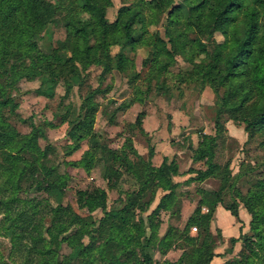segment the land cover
<instances>
[{
    "label": "trees",
    "instance_id": "16d2710c",
    "mask_svg": "<svg viewBox=\"0 0 264 264\" xmlns=\"http://www.w3.org/2000/svg\"><path fill=\"white\" fill-rule=\"evenodd\" d=\"M184 1L189 4V17H183L177 11L178 6L172 4V0H136L134 3L120 5L115 18L107 21L104 8L110 4V0H78L80 9L87 15L75 16L70 24L66 23L69 31L63 47L67 53H60L58 47H50L45 51L38 46V40L49 41L51 38L49 24L55 17L56 4L50 0H0V77H3L0 82V110L11 101L7 89L19 78L39 76V86L44 90L43 94L50 96L58 77L67 72H76V62H80L82 68L86 66L98 47L105 50L110 42L120 48L127 47L132 50L142 44L147 36H144L147 20L142 10L145 7L149 12H165L164 32L167 36L165 43L156 35L159 45L153 44L147 73L150 71L161 75L175 63L176 56H180L190 67L188 71L176 73V76H180V80L185 82H200L199 88L209 86L213 92L217 115L225 112L229 119L242 122L248 135L254 131L264 133V0ZM68 2L71 4L72 0ZM92 15L97 16L96 22ZM134 24L139 27H134ZM215 31L222 34L223 39L216 44L219 49L208 53L210 61L200 59L194 62L192 57L184 58L186 47L205 54L206 49L199 35L205 32L211 36ZM73 32L80 35L73 37ZM190 32L193 33L192 36H189ZM91 38L95 39L96 43H90ZM106 55L108 57L109 53L106 52ZM115 56L121 68L120 62L125 60L126 56L122 50L117 51ZM79 125L87 124L80 122ZM213 127L214 133H202L190 157L191 162L201 161L204 168L187 167L193 175L180 183L200 182L219 168L212 159L213 143L223 128L218 117L213 120ZM18 135V131L0 114V213L9 215V218L2 222L5 223L3 229L8 235L9 250L14 263L98 264L99 255L94 251L102 249L109 262L121 264L119 256L129 246L130 252L134 254V248L138 246L139 257H135V264H149L155 248L161 254L172 249L168 242L169 232L178 229L177 225L169 223L165 232L158 234L154 232L156 223L152 222V219L157 216L159 210H167L170 207L176 217L180 216L181 198L184 194L177 192V183L172 179V176L179 173L175 160L167 161V157L163 156L160 163L152 167L148 160L143 162L145 173L140 185L130 192L123 209L135 207L139 212L147 210L155 191L160 190L161 195L157 202L146 213L145 218L136 216L132 211L129 215H123L121 209L105 211L104 215L118 217L121 224L129 222L128 226L122 227L113 223L112 234L102 239L97 246H93L91 231H87L90 242L82 243L78 239L85 223L69 205H51L45 201L40 204V200L18 197L15 191L16 181L23 174L24 168L19 167L16 171V162H20V159L24 163L29 161L17 157L7 149ZM22 137L23 142L19 150H27L32 154L39 151L32 132L23 134ZM262 145L264 146V142ZM91 152V149H85L78 159L69 161L70 165L87 170L92 164ZM149 152L151 155L152 150L149 149ZM127 163L131 162L127 160ZM40 168L47 176L51 174V169L45 165L40 164ZM148 168L149 172H146ZM223 168L218 173L220 183L217 188L207 189L199 185L194 188L199 197L179 229L188 243L197 244L192 249L194 255H189L192 257V264H208L210 258L217 254L211 243L213 236L221 237L215 224L216 206H221L239 221V201L249 214L248 226L251 233L239 232L237 237H228L231 246L239 240L242 247L238 256L226 258L222 264H264V188L254 187L244 193L236 190L235 197L238 200L233 198L230 202L223 203L222 192L231 177ZM51 185L52 180L46 187ZM143 191L149 192V197L145 200H142ZM77 200L88 210L94 206L90 194L85 190L78 191ZM42 212L49 214L50 227L60 222L75 225L73 231L62 237L72 249L62 259H58L52 249L45 247L40 233L44 215ZM103 219L104 217L100 219V223ZM91 222L88 224H92ZM190 227L196 228V233L191 234ZM146 229H149V232ZM243 248L247 251L244 252ZM230 250L231 248L226 249L227 252ZM182 254L184 253L181 252L175 260L165 259L163 264H180L185 256ZM75 258L80 260L74 261Z\"/></svg>",
    "mask_w": 264,
    "mask_h": 264
},
{
    "label": "rangeland",
    "instance_id": "374dc122",
    "mask_svg": "<svg viewBox=\"0 0 264 264\" xmlns=\"http://www.w3.org/2000/svg\"><path fill=\"white\" fill-rule=\"evenodd\" d=\"M50 1L57 5L55 17L49 24L51 38L49 41L38 40V46L45 51L50 47H58L60 53H67L63 47L69 31L66 23L70 24L75 16L85 17L87 13L80 9L78 0H72L71 4L68 0ZM110 1L104 8L107 21L115 18L120 5L134 3L136 0ZM172 4L178 6L177 11L183 17L191 15L189 4L184 0H172ZM142 10L147 20L144 33L147 38L142 44L132 50L110 42L105 50L98 47L86 66L82 68L81 63L76 62V72H67L58 77L50 96L43 94L39 76L19 78L7 89L11 101L0 110V114L20 134L7 149L17 157L29 160L28 163L21 162V159L16 162V171L19 167L24 168L23 174L16 181L18 197L40 200V204L45 201L51 205H69L85 223L78 239L82 243L90 242L87 231H91L93 246L112 234L113 223L128 226L129 222L121 224L118 217L104 215L105 211L121 209L123 215H129L132 211L136 216L145 218L157 202L160 190L155 191L147 210L139 212L135 207L123 209L130 192L140 185L145 173L143 162L148 160L150 167L156 166L165 156L167 161L175 160L178 170L186 167L204 168L201 161L191 163L187 157H191L202 133H214L213 120L216 117L223 125L213 143L212 159L219 168L204 180L183 186L179 176L172 178L177 179V192L191 201L190 204H180L179 215L185 217L191 212L199 197V193L194 191L197 185L207 189L217 188L220 183L218 173L222 167L231 175L222 192L223 203L233 198L238 200L235 197L236 190L244 193L250 188H264L263 131H254L248 135L242 122L229 119L225 112L217 115L213 92L209 86L199 88L200 82H185L176 76V73L188 71L190 67L180 56L177 55L175 63L161 75L150 71L147 73L153 44L159 45L156 35L167 43L164 32L166 19L165 12H149L145 7ZM92 19L96 22L98 18L92 15ZM134 27L139 26L134 24ZM188 34L193 35L192 32ZM71 35L75 37L80 33L73 32ZM199 38L206 53H197L194 48L186 47L183 56L192 57L194 62L200 59L210 61L208 53L219 49L216 44L222 41L223 36L218 31L211 36L202 32ZM90 43H96V40L91 38ZM119 50L126 56L120 62L121 68L115 56ZM106 52L109 53L108 57ZM1 81L3 77H0ZM221 87L220 91L223 90ZM80 122L87 125L81 126ZM29 132L34 134L39 148L35 154L19 150L23 142L22 135ZM85 149L92 150V164L89 168L84 170L70 165L69 161L78 159ZM149 149L152 150L151 155ZM127 160L131 163H127ZM40 164L50 168L51 174L47 176ZM149 168L146 172H149ZM51 180L53 185L46 187ZM79 190L90 194L94 205L92 209H86L77 200ZM142 194V200L149 197L148 191ZM238 204L247 212L240 201ZM170 208L159 210L157 216L153 217L152 222L156 223L154 232L162 234L171 223L177 225L178 229L169 232L170 248L173 253H177L176 258L181 252L184 253L180 264H192L189 255H194L192 249L197 244L188 243L183 238L179 229L185 220L176 217ZM42 213L40 233L45 247L52 249L55 256L62 259L72 250L62 237L73 231L75 225L60 222L50 227L49 214ZM102 217L104 219L100 223ZM8 218V214L0 213V264H16L9 250L8 235L3 229L5 223L2 221ZM90 221L92 224H88ZM146 230L149 232V229ZM196 231L194 227L189 229L191 234ZM243 233H251L248 223ZM211 243L215 250H223L222 254L227 255L228 259L238 256L242 247L241 242L232 247L222 237L216 236L211 238ZM229 248L231 250L227 252ZM129 249L130 246L119 256L121 264H135V257H139L138 246L134 248V254ZM243 251L246 252V248ZM94 252L99 255L98 264H113L108 261L104 250ZM164 254L155 248L149 264H163L168 259ZM169 255L173 257L171 253Z\"/></svg>",
    "mask_w": 264,
    "mask_h": 264
},
{
    "label": "crops",
    "instance_id": "0c3cea01",
    "mask_svg": "<svg viewBox=\"0 0 264 264\" xmlns=\"http://www.w3.org/2000/svg\"><path fill=\"white\" fill-rule=\"evenodd\" d=\"M152 158L155 159L157 157H152ZM187 158L191 162L190 157H187ZM178 171H179V173L174 175V176H179L180 177L179 181H183L188 176L193 175L192 172H189L187 170V167L184 170H178ZM185 174H188V175H185ZM174 176H172V178H174ZM173 180L176 181L177 179H173ZM190 182H192V181H190ZM190 182H188V183H190ZM188 183L181 182V185L182 186L183 185H187ZM181 203L182 204H184V203L190 204L191 201L186 196H182ZM237 213H238L239 221L235 220V218L232 215H230L228 213V211L223 209L221 206H216V209H215V212H214V214H215V224L219 228L221 237H222L223 240L226 241L227 245H229L228 244V237H230V236L237 237L239 232L243 233L245 228H247L249 215H248L247 212H245L243 210V208H241L240 204H238V206H237ZM186 216L185 217L180 216V217L182 219H185ZM238 243H239V240H236L232 244V247H235V245L238 244ZM214 252L217 253V254L213 255L210 258V260L208 261V264H222L223 261L227 258V255L222 254L223 250H220V249H216V250L214 249ZM170 253L173 254L172 258H170V255H169ZM176 254L177 253H175V252L173 253L172 249H169V250H167L165 252L164 256H168V260H174L176 258Z\"/></svg>",
    "mask_w": 264,
    "mask_h": 264
}]
</instances>
